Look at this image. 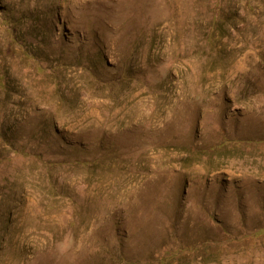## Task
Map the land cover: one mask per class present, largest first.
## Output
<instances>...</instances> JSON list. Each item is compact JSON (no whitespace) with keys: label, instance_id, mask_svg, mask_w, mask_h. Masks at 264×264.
Listing matches in <instances>:
<instances>
[{"label":"rangeland","instance_id":"rangeland-1","mask_svg":"<svg viewBox=\"0 0 264 264\" xmlns=\"http://www.w3.org/2000/svg\"><path fill=\"white\" fill-rule=\"evenodd\" d=\"M0 264H264V0H0Z\"/></svg>","mask_w":264,"mask_h":264}]
</instances>
